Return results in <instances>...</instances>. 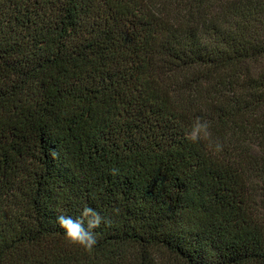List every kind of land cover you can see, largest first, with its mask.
I'll return each instance as SVG.
<instances>
[{
    "label": "trees",
    "instance_id": "1",
    "mask_svg": "<svg viewBox=\"0 0 264 264\" xmlns=\"http://www.w3.org/2000/svg\"><path fill=\"white\" fill-rule=\"evenodd\" d=\"M0 264H264V0H0Z\"/></svg>",
    "mask_w": 264,
    "mask_h": 264
},
{
    "label": "clouds",
    "instance_id": "2",
    "mask_svg": "<svg viewBox=\"0 0 264 264\" xmlns=\"http://www.w3.org/2000/svg\"><path fill=\"white\" fill-rule=\"evenodd\" d=\"M210 129V121L203 117H196L186 137L193 143L206 142L213 154H219L224 150V144L218 138L213 139ZM254 150L257 152L262 151L259 146H254ZM50 155L55 159L59 154L55 150H51ZM115 174L116 171L113 170V175ZM114 211L118 212L119 209ZM55 223L64 230L65 237L70 243L91 251L97 244L95 230L100 228L101 225H110L111 221L107 217L102 216L93 207L85 204L80 211L79 217L73 218L72 216L61 214L56 217Z\"/></svg>",
    "mask_w": 264,
    "mask_h": 264
}]
</instances>
